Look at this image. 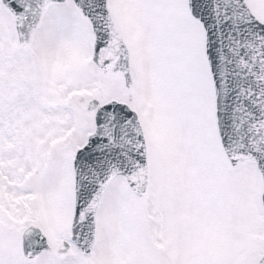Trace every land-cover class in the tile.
I'll return each instance as SVG.
<instances>
[{
	"label": "snow or ice",
	"instance_id": "snow-or-ice-1",
	"mask_svg": "<svg viewBox=\"0 0 264 264\" xmlns=\"http://www.w3.org/2000/svg\"><path fill=\"white\" fill-rule=\"evenodd\" d=\"M0 264H264V0H0Z\"/></svg>",
	"mask_w": 264,
	"mask_h": 264
}]
</instances>
